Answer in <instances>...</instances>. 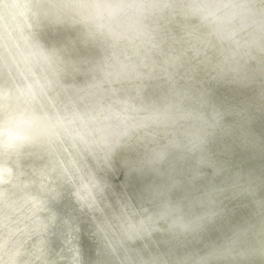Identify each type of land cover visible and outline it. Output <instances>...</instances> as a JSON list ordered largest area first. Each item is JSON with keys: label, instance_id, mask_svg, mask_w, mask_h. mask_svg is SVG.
Wrapping results in <instances>:
<instances>
[{"label": "clouds", "instance_id": "obj_1", "mask_svg": "<svg viewBox=\"0 0 264 264\" xmlns=\"http://www.w3.org/2000/svg\"><path fill=\"white\" fill-rule=\"evenodd\" d=\"M0 264H264V0H0Z\"/></svg>", "mask_w": 264, "mask_h": 264}]
</instances>
